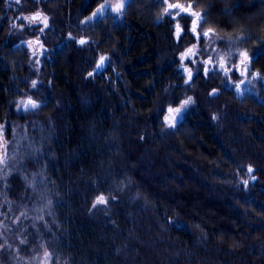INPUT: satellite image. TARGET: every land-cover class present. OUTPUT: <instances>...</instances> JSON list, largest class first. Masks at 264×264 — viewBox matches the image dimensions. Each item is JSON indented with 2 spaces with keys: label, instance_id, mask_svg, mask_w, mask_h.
I'll list each match as a JSON object with an SVG mask.
<instances>
[{
  "label": "trees",
  "instance_id": "16d2710c",
  "mask_svg": "<svg viewBox=\"0 0 264 264\" xmlns=\"http://www.w3.org/2000/svg\"><path fill=\"white\" fill-rule=\"evenodd\" d=\"M101 1L0 0V125H44L21 149L51 202L24 225L28 245L42 243L56 264H264V85L237 96L200 57L213 28L232 62L247 51L264 77V0H169L204 15L199 39L194 18L164 15V0H128L121 21L105 15L82 28ZM37 14L45 28L23 19ZM30 38L51 49L40 66L19 43ZM193 46L197 59L181 60ZM19 96L41 104L16 112ZM189 97L176 126L157 135L167 108ZM9 182L27 200L20 174ZM100 195L106 203L93 207ZM13 247L0 246V264Z\"/></svg>",
  "mask_w": 264,
  "mask_h": 264
},
{
  "label": "rangeland",
  "instance_id": "374dc122",
  "mask_svg": "<svg viewBox=\"0 0 264 264\" xmlns=\"http://www.w3.org/2000/svg\"><path fill=\"white\" fill-rule=\"evenodd\" d=\"M117 3H120V0H102L87 16H85L80 21V26L82 28H86L89 25H92L97 19L105 15H110L117 22L121 21L124 8L121 13H117L116 11L112 10V6ZM104 4L109 5V7L104 10L102 15H97L92 19H88L89 17H92V14L96 12V10L100 8L101 5ZM189 4L190 3L183 5L187 6ZM176 11L178 10H173V17H177L175 16ZM25 17L31 18L33 16L26 15L24 16V18ZM45 18H47L45 15H41L38 16V19L35 21H32L31 19H25V21L28 24L42 25V28H45L47 26V19ZM205 38L206 44L204 47V52L201 53L200 57L202 56V59L204 55L203 63L205 61L210 62L208 64L204 63V67L207 68L208 71L211 69H217L226 74L227 85L233 88L237 96L241 97L246 93L257 94V92L259 91L258 85L260 83L264 85V77L260 76L257 72L252 71L249 62L247 65V70H245L244 66L241 64V52L239 53L236 61L232 62L233 57L229 53H225L216 44L215 37L209 36ZM81 39L87 42V38L83 37ZM19 43L28 47L33 58V62L37 66L42 65L43 58H47L50 55L49 51H51V49L40 42L39 38L25 39ZM199 49L200 48H197L196 51L188 54V58L192 61H195L197 59V52ZM221 57H224V68H221L220 66ZM186 68L191 70L192 76L195 72V68L191 67V65H187ZM234 68L238 69L239 77L237 79L229 78V76L231 75V71ZM225 69H228L229 71H225ZM95 71L99 72L100 67H96ZM186 73L188 74V72ZM241 81H244V83L241 84ZM237 84H240L239 90L236 87ZM35 86L36 82L35 85L32 84V87ZM29 99L33 100L29 96L16 97L15 111L23 114H28L29 111L35 110L36 108H31L30 106L27 110H25L24 104ZM33 101H35L38 105L41 104V102L37 100ZM181 103L171 108H179L181 107ZM188 106L189 104L180 113H169L168 109L170 107L167 108V110L161 117L160 122L162 124L158 127L157 131L155 130L156 134L164 136L167 132L172 130L176 126L177 122L183 117ZM173 116L176 117L175 121H171V117ZM165 117H169L174 126L170 127L169 121H166ZM1 125L6 126V131L4 132L3 137H0V157L5 158V162L0 163V239L2 240V244H7V247H11L12 245H14L13 250L14 252H16V256H9V261L6 264H56L48 249L43 248V246L41 245L42 243L37 245H28V240L26 241V237L28 235H26L24 228V225L35 224L32 221L34 217L43 218L45 214L49 212L51 205L48 195H45L47 194V192L43 184V175H39L37 172L29 169V167L28 170H23V168L27 164L26 159L23 156L25 151L21 150L23 147V141H26V147L30 145L29 143H31V138L34 134L33 130L36 128L43 129L44 125L40 124V122H35V120L33 119H28L23 122L16 121L12 124L11 129H8V127H10V124L7 125L6 123H3ZM15 173H19L25 185L29 187L30 192L28 193V197L26 198L27 200H15L16 198L9 194V178ZM244 180H250L249 175H247L245 179L239 177L238 183H241ZM35 191H37L34 194L35 198L31 200V197L34 196L32 195V193ZM15 229H18L17 232L23 234V236H19L18 239H15L13 233ZM2 244H0V246ZM45 253H48L47 257L45 256Z\"/></svg>",
  "mask_w": 264,
  "mask_h": 264
},
{
  "label": "snow or ice",
  "instance_id": "6c2138e0",
  "mask_svg": "<svg viewBox=\"0 0 264 264\" xmlns=\"http://www.w3.org/2000/svg\"><path fill=\"white\" fill-rule=\"evenodd\" d=\"M17 2H19V0H17ZM127 3H128V0H120V3H117V4L112 6V10L116 11L117 13H121L123 8L126 6ZM164 4H166V7L164 8V15L172 16L173 15V10H178V11L175 12V16H181L182 14H188V15H191L192 17H194V19L192 20V32L194 34H196L197 39L200 38L201 34L199 32H197V28L201 24V22L204 21V15L201 12L193 11L192 10V8H193L192 4H189V5L185 6V5L180 4V3H169V0H164ZM108 7H109V5H107V4L101 5L100 8H98L96 10V12H94L92 14V17H89L88 19H92L93 17H95L97 15H102L104 10L106 8H108ZM38 16H39V14H37L36 16H33L31 18L25 17L23 19H31L32 21H35V20L38 19ZM173 18H175V17H173ZM45 19H47V18H45ZM182 31H183V29L181 28L180 24L177 23V25H176V37H177L178 40H179V38L181 36ZM214 34H215V30L213 28H209L207 31L202 33V35L204 37H209V36L214 35ZM79 43L80 44H84L85 41L81 40V41H79ZM194 48H195V46H193V48L187 49V51L185 53H182L181 54V60H184V58L186 56H188L189 53H193L194 52ZM240 56H241V64L244 66L245 70H247V65H248V62L250 60V57L248 56L247 51L241 52ZM100 60H101V62H103L105 60V57L101 56ZM220 61H221V64H220L221 68H224V57H221ZM209 62L210 61H205L204 63L208 64ZM100 66L101 65H99V64L97 65L98 68ZM185 71L188 72L189 78H191V70L185 68ZM207 71H208V69L205 68V72L206 73H207ZM225 71H229V70L225 69ZM185 83H188V81H185ZM240 83L242 84V83H244V81H241ZM33 85H35V81H33ZM236 87L239 90L240 84H237ZM191 101H192V98L189 97L187 100H185V101H183L181 103V107H179V108H171L170 107L168 109V112L169 113H180ZM29 106L31 108L39 107V105L35 101H33L31 99H29L27 102H25V104H24L25 110H27ZM175 119H176V117H174V116L171 117V121H175ZM213 119L215 120L216 117L213 116ZM165 120L169 121V126L170 127L174 126V124L170 121L169 117H165ZM5 131H6V126L5 125H0V137H3V134H4ZM4 162H5V158L4 157H0V163H4ZM252 171H253V169L251 167H249L248 168V172L251 173ZM253 179H255V177H253ZM243 183L245 185H247L248 184V180H244ZM105 203H106V198L103 195H100V196L97 197L96 202L94 203L93 207H96L97 204H105ZM45 256L47 257L48 253H45Z\"/></svg>",
  "mask_w": 264,
  "mask_h": 264
}]
</instances>
